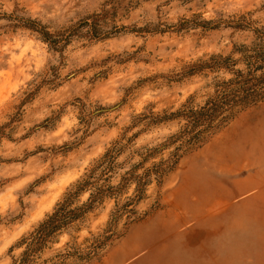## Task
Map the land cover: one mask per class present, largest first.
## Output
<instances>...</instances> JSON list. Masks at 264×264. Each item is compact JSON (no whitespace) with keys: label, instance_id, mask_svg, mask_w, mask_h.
<instances>
[{"label":"rangeland","instance_id":"374dc122","mask_svg":"<svg viewBox=\"0 0 264 264\" xmlns=\"http://www.w3.org/2000/svg\"><path fill=\"white\" fill-rule=\"evenodd\" d=\"M94 13L124 31L75 28ZM25 19L54 38L75 30L54 50ZM0 21V264L115 140L111 184L131 165L175 162L149 175L130 212L120 207L134 184L56 234L36 264H264V100L177 152L168 137L184 120L150 121L201 106L232 76L220 65L264 63V0H0Z\"/></svg>","mask_w":264,"mask_h":264},{"label":"trees","instance_id":"16d2710c","mask_svg":"<svg viewBox=\"0 0 264 264\" xmlns=\"http://www.w3.org/2000/svg\"><path fill=\"white\" fill-rule=\"evenodd\" d=\"M102 18L103 14L101 13L91 14L78 21L75 28L86 27L91 38H104L124 31V26L113 27L109 30L102 29L98 24ZM182 23H186V21L179 22V25ZM207 23V21H202L200 26L206 27ZM21 25L38 33L40 38L54 50H59L65 46L70 35L75 30L70 29L59 38H54L43 26H40L34 20L25 19ZM140 29L143 28H136V30L132 31H140ZM201 64V62H198L191 64L190 67H196L197 70L200 67H207L201 66ZM220 67L231 71L232 76L227 80L216 82L213 94L201 106L197 108L182 107L174 112L151 114L150 121L152 123L172 118H182L184 120V124L180 130L168 137L169 142H178L174 148V152L183 147L203 142L206 134L223 126L232 118L234 113L231 109L233 107L238 106L240 110L248 105L264 100V63L253 62L244 71L224 65H220ZM2 131L3 125H0V135H3ZM122 148L120 140L112 142L93 161L82 176L64 190L50 212L45 214L26 235L20 237L16 242V246L22 247L23 250L20 251L18 257L14 258L10 264H36L38 254L45 248L47 243L52 242L56 234L66 229L74 221L82 218L86 212L93 210L104 198L116 197L126 186L134 184L133 196L128 198L120 207V210L130 212L131 209L127 208L128 205L141 198L142 188L146 184L149 175L152 173L156 177H159L163 172L169 170L175 162V159H170L165 164H163V161L153 163L139 174L135 173L138 164L137 166L131 165L128 170L120 175L115 184H111L110 179L117 165L116 158ZM154 150L155 148L148 152L147 155H150ZM84 193L87 194V199L79 200V197ZM120 210L114 207L111 215ZM107 238H109V234L102 236L98 244H102ZM69 254L70 252L66 251L65 255Z\"/></svg>","mask_w":264,"mask_h":264},{"label":"clouds","instance_id":"9594fccd","mask_svg":"<svg viewBox=\"0 0 264 264\" xmlns=\"http://www.w3.org/2000/svg\"><path fill=\"white\" fill-rule=\"evenodd\" d=\"M0 23H3L2 21H0ZM0 74H2V73H0ZM85 199H87V194H85V197H84ZM23 249H21V251H22Z\"/></svg>","mask_w":264,"mask_h":264}]
</instances>
